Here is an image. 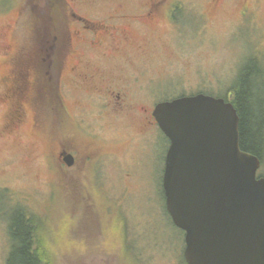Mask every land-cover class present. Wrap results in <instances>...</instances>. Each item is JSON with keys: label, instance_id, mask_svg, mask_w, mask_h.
<instances>
[{"label": "rangeland", "instance_id": "1", "mask_svg": "<svg viewBox=\"0 0 264 264\" xmlns=\"http://www.w3.org/2000/svg\"><path fill=\"white\" fill-rule=\"evenodd\" d=\"M138 1L128 0L130 14L137 13L132 6ZM182 1L195 8L187 4L177 12L175 29L168 22L160 29L165 59L152 67L164 82L151 83L157 85L158 101L201 92L228 96L253 57L264 64V0H220L217 11L203 7L213 0ZM243 1L253 7V23L242 17ZM15 2L0 0V95L8 93L4 89L11 70L7 49L13 44L11 34L24 9L23 1ZM62 4L50 3L44 9V46L56 51H50L44 63V88L40 65L35 76L39 126H33L29 108L24 121L11 124L8 105L0 97V264H7L11 250L8 219L16 207L35 217L54 264H183L185 241L181 248L183 241L177 242L179 234L165 212L162 189L168 141L158 129L139 133L135 120L113 122L89 107L84 113L79 111V102L87 101L81 100L83 96L70 83L69 61L62 64L66 32L74 30V23L67 26L71 10ZM75 10L91 20L104 14V8ZM24 17L17 36L22 44L40 35L35 26L25 30L34 21L39 23V15L29 21ZM73 46L75 51L82 49L78 42L73 41ZM175 51L180 57L170 63L166 58ZM54 61L58 64L52 65ZM92 134L96 145L107 152L101 161L86 165L81 160L75 168L62 172L50 159L55 158L59 142L76 152V145H87ZM263 174L264 158L258 175ZM116 227L120 231L115 232Z\"/></svg>", "mask_w": 264, "mask_h": 264}, {"label": "flooded vegetation", "instance_id": "2", "mask_svg": "<svg viewBox=\"0 0 264 264\" xmlns=\"http://www.w3.org/2000/svg\"><path fill=\"white\" fill-rule=\"evenodd\" d=\"M18 1H23L24 9L18 14L17 21L15 20V29L11 34L13 44L7 49L8 66L11 70L5 77L8 85L4 89L8 93L0 95L10 110L13 119H9L11 124L19 125L24 121L29 108L33 115V126H39L34 103V90H37L35 76L40 65L44 88V63L48 62L49 52L56 51L53 48L54 43L51 50L44 46V9H47L50 3H63L71 10L66 16L67 26L74 23V30L71 32L69 29L66 32V52L63 55L65 63L63 61L62 64H66V60L69 61L67 70L70 83L79 95L83 96L81 100L87 101L84 102L87 104L79 102V111L84 113L89 107L96 109L100 117L113 122L125 118L135 120L138 132L142 134H146L151 128L159 130L153 112L160 103V94L156 89L157 85L153 86L151 83L160 85L164 82L158 78L160 73L152 67L159 59H165L162 55L165 42L160 36V29L164 22L172 24L175 29L177 12L185 10L187 4L195 8V4L182 0H139L132 6L137 13L130 14L128 0H16ZM206 6L217 11L220 0L204 4L205 10ZM76 7L90 12L104 8V14L97 15L96 20H91L76 12ZM241 14L242 17L252 19L253 23L254 10L249 1L241 3ZM38 15L39 23L35 24L34 21L33 24L25 26V30H33L32 27L35 26L40 35L31 36V42L25 41L22 44L17 39L18 24L22 22L23 16L29 21V18H38ZM201 15L206 16L204 13ZM73 41L78 42L81 51H75ZM92 53L96 54L92 56ZM179 57L175 51L170 52V60L166 59L172 63ZM91 58L101 65L97 66ZM57 64L58 62H52V65ZM64 67H61L59 72V85ZM42 119L44 120V110ZM40 129L44 135V123ZM91 136L93 138L91 137L87 145H76V152L64 149L59 142L55 158L51 156L50 159L59 165L62 172H66V168H75L81 160L86 165L101 161L107 152L98 147L95 136ZM66 154L72 156L71 167H68L63 157Z\"/></svg>", "mask_w": 264, "mask_h": 264}, {"label": "water", "instance_id": "3", "mask_svg": "<svg viewBox=\"0 0 264 264\" xmlns=\"http://www.w3.org/2000/svg\"><path fill=\"white\" fill-rule=\"evenodd\" d=\"M153 116L170 142L162 186L186 263L264 264L261 160L241 148L235 106L197 94L159 103Z\"/></svg>", "mask_w": 264, "mask_h": 264}, {"label": "trees", "instance_id": "4", "mask_svg": "<svg viewBox=\"0 0 264 264\" xmlns=\"http://www.w3.org/2000/svg\"><path fill=\"white\" fill-rule=\"evenodd\" d=\"M260 65H264L262 60L258 56L253 57L250 64L242 70L239 80L232 86L228 96L222 97L235 106L240 116L242 150L259 157L263 164L264 68ZM165 139L168 141L166 137ZM262 177H264V174ZM96 206L98 207V205ZM11 210V216L8 219L10 222L9 238L11 250L7 264H54L50 259V251L43 237L44 231L37 223L35 217L29 215L22 207H16ZM166 215L172 223L167 212ZM173 227L177 230V235L179 234L180 237V239L179 237L177 238V242L181 243L185 235L174 225ZM121 228H124L123 224ZM118 231L120 229L116 227L115 232ZM183 245L184 241L181 244V248H183ZM182 263L187 264L183 257Z\"/></svg>", "mask_w": 264, "mask_h": 264}, {"label": "bare ground", "instance_id": "5", "mask_svg": "<svg viewBox=\"0 0 264 264\" xmlns=\"http://www.w3.org/2000/svg\"><path fill=\"white\" fill-rule=\"evenodd\" d=\"M64 104V103H63ZM68 110V109H67Z\"/></svg>", "mask_w": 264, "mask_h": 264}]
</instances>
